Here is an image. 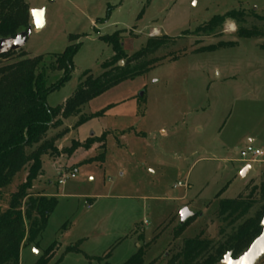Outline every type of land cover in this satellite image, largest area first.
Masks as SVG:
<instances>
[{
    "label": "rangeland",
    "instance_id": "374dc122",
    "mask_svg": "<svg viewBox=\"0 0 264 264\" xmlns=\"http://www.w3.org/2000/svg\"><path fill=\"white\" fill-rule=\"evenodd\" d=\"M26 2L30 11L46 10L45 27L33 29L22 49L28 57L43 56L48 66L53 55L80 45L70 80L47 98L51 108L74 96L85 73L103 74L114 55L103 36L122 32L129 56L166 36L176 41L154 57L177 53L178 59L168 56L92 100L82 108L88 120L81 126L79 117L70 118L49 132V138L63 133L59 155L44 157L30 193L58 203L39 243L22 249L20 264H124L141 247L147 262L166 264L186 239H226L233 227L218 219L220 201L247 197L264 181V157L245 162L253 157L243 155L245 135L258 138L254 148L264 152V0ZM229 13L237 19L197 33ZM248 31L256 37L247 38ZM212 47L218 50L208 52ZM62 76L48 71L49 85ZM74 143L80 148L70 154ZM26 177L27 169L2 192V210ZM184 207L200 217L175 238ZM73 246L80 253L66 254Z\"/></svg>",
    "mask_w": 264,
    "mask_h": 264
},
{
    "label": "trees",
    "instance_id": "16d2710c",
    "mask_svg": "<svg viewBox=\"0 0 264 264\" xmlns=\"http://www.w3.org/2000/svg\"><path fill=\"white\" fill-rule=\"evenodd\" d=\"M29 12L26 0H0V39L15 38L27 31L32 22ZM108 12L109 16L110 9ZM228 19L236 20L237 13L215 17L199 28L197 33L213 32ZM247 34V38L256 37L251 31ZM71 40H77V37L72 36ZM100 40L111 46L114 52L113 57L103 65V74L94 78L90 73H85V80H82L74 96L64 106L56 108L48 106L47 98L70 80L73 59L80 45L69 46L62 54L53 55L54 62L48 66L43 56L30 58L22 50L0 55V196L27 169L26 180L10 196L7 209L2 210L0 206V264H20L22 249L39 243L57 207L56 197L30 193L34 181L42 174L44 157L59 155L57 143L63 133L49 138V132L70 118L79 117L77 127L81 126L88 120L82 119V108L92 100L126 80L145 75L168 60V56H172V61L178 59L177 53L154 57L176 41L166 36L149 39L132 56L125 51L122 32L103 36ZM216 50L215 47L207 49L208 52ZM14 57V62L2 63ZM121 61L124 62L122 67L119 66ZM48 71L61 72L63 76L49 85ZM89 143L84 146L86 149L90 148ZM78 148L80 145L74 143L68 152L73 154ZM258 202L262 203L259 210L252 218L246 219L248 212ZM199 217L196 214L184 225L179 224L174 237L182 236ZM217 217L233 227L226 239L216 242L202 238L203 235L186 239L166 264H218L227 253L232 252L235 258V255L248 249L262 233L264 181L247 197L220 201ZM220 233L224 235L225 230L222 229ZM73 252L80 253V250L74 246L66 249V254ZM146 256L147 249L141 247L124 264H156L155 260L147 262ZM41 261L36 264H44Z\"/></svg>",
    "mask_w": 264,
    "mask_h": 264
},
{
    "label": "water",
    "instance_id": "95a60500",
    "mask_svg": "<svg viewBox=\"0 0 264 264\" xmlns=\"http://www.w3.org/2000/svg\"><path fill=\"white\" fill-rule=\"evenodd\" d=\"M29 13L32 19V25L27 29V31L20 33L15 38L0 39V55H7L9 53L22 50L25 46H27L33 29L41 31L45 27V9H34ZM122 65L123 62L121 61L119 66ZM247 169L250 170V167H247L243 173ZM195 217V213H193L188 207H184L179 213L180 225H184L188 220ZM261 227V235L253 241L246 252L238 258H233V253L229 252L218 264H260V262L264 259V219L262 220Z\"/></svg>",
    "mask_w": 264,
    "mask_h": 264
},
{
    "label": "built area",
    "instance_id": "2783aa9c",
    "mask_svg": "<svg viewBox=\"0 0 264 264\" xmlns=\"http://www.w3.org/2000/svg\"><path fill=\"white\" fill-rule=\"evenodd\" d=\"M244 156H251L253 157L252 160H244L245 162H256L258 158L264 157V152L261 149H256L252 145H248L246 148V152L243 154ZM71 178H74V175H71ZM65 183V180H60L59 185H63ZM182 187H187V185H183L182 183H178L175 185V188H182Z\"/></svg>",
    "mask_w": 264,
    "mask_h": 264
},
{
    "label": "crops",
    "instance_id": "0c3cea01",
    "mask_svg": "<svg viewBox=\"0 0 264 264\" xmlns=\"http://www.w3.org/2000/svg\"><path fill=\"white\" fill-rule=\"evenodd\" d=\"M226 79H231V78H226ZM244 140H245V143H247V145H252V146H254L257 142H258V138H256V137H252L251 135H245L244 136ZM258 149H260V148H258ZM262 150V149H261ZM248 167H250V170H251V166H249L248 165ZM244 170V169H243ZM243 172V171H242ZM45 196H47V195H45ZM51 196V195H50ZM93 203V202H92ZM91 203V204H92ZM138 247H139V244H136V248L138 249ZM62 261V260H61ZM60 261V262H61Z\"/></svg>",
    "mask_w": 264,
    "mask_h": 264
},
{
    "label": "clouds",
    "instance_id": "9594fccd",
    "mask_svg": "<svg viewBox=\"0 0 264 264\" xmlns=\"http://www.w3.org/2000/svg\"><path fill=\"white\" fill-rule=\"evenodd\" d=\"M233 29L235 28V25H232Z\"/></svg>",
    "mask_w": 264,
    "mask_h": 264
}]
</instances>
